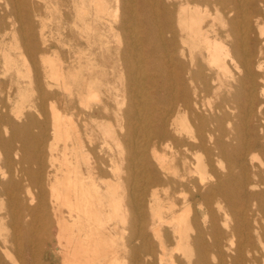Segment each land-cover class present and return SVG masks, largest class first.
Listing matches in <instances>:
<instances>
[{"label":"bare ground","instance_id":"1","mask_svg":"<svg viewBox=\"0 0 264 264\" xmlns=\"http://www.w3.org/2000/svg\"><path fill=\"white\" fill-rule=\"evenodd\" d=\"M49 8L0 0V264H264V0Z\"/></svg>","mask_w":264,"mask_h":264},{"label":"rangeland","instance_id":"2","mask_svg":"<svg viewBox=\"0 0 264 264\" xmlns=\"http://www.w3.org/2000/svg\"><path fill=\"white\" fill-rule=\"evenodd\" d=\"M41 2L42 5H47L50 8L48 10H44L43 12V21L46 25V32L53 37H56V29L58 27V18L59 15L58 13L54 10V8H52L53 3L55 2V0H39ZM26 72L23 70L22 71V75L20 76L21 79L23 80H27L26 77ZM7 78L1 77L2 81H6ZM260 158V157H259ZM257 258L259 259V261L261 262L264 259V251H259L256 254Z\"/></svg>","mask_w":264,"mask_h":264}]
</instances>
